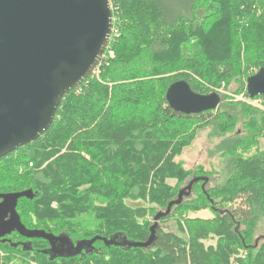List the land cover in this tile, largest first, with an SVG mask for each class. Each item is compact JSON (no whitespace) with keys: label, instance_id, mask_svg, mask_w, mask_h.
<instances>
[{"label":"trees","instance_id":"16d2710c","mask_svg":"<svg viewBox=\"0 0 264 264\" xmlns=\"http://www.w3.org/2000/svg\"><path fill=\"white\" fill-rule=\"evenodd\" d=\"M110 2L113 35L95 72L42 137L0 159V195L33 192L18 201L21 225L85 252L14 231L0 264H264V97L247 89L264 69V0ZM181 80L217 94L218 109L176 112L168 93ZM211 125L230 167L213 187L212 173L177 161ZM207 210L212 219L189 217Z\"/></svg>","mask_w":264,"mask_h":264},{"label":"water","instance_id":"95a60500","mask_svg":"<svg viewBox=\"0 0 264 264\" xmlns=\"http://www.w3.org/2000/svg\"><path fill=\"white\" fill-rule=\"evenodd\" d=\"M113 25L110 0H0V159L49 130L63 97L99 66ZM247 89L250 97H264V69L248 78ZM168 98L187 116L220 104L217 94H196L184 80L170 87ZM32 193L0 195V239L17 231L61 240L21 225L18 201Z\"/></svg>","mask_w":264,"mask_h":264},{"label":"rangeland","instance_id":"374dc122","mask_svg":"<svg viewBox=\"0 0 264 264\" xmlns=\"http://www.w3.org/2000/svg\"><path fill=\"white\" fill-rule=\"evenodd\" d=\"M113 10V8H112ZM231 95V94H228ZM237 101L245 100L243 96L236 97ZM261 109L262 107H257ZM215 113V112H214ZM242 126H238V130L241 131ZM245 134V133H244ZM223 139L217 135V130L215 126L211 125L209 127L200 130L197 138L192 142V144L185 148L181 157L177 158V161H182L185 164L187 170H192L197 167H203L205 171L213 174L211 180L209 181V187L215 186L217 183L221 184L226 179L227 173L230 171L228 163L224 160V155L218 152L217 148ZM262 147H264V140L262 141ZM226 174V175H225ZM169 185L174 186L176 181L169 180ZM187 185V183L185 184ZM188 195H184L183 198H187ZM128 204L132 207H139L145 203L139 200L128 201ZM191 218H201V219H212L214 213L210 210L202 211L197 214H190ZM165 229L169 231H175V225L173 222L165 224ZM262 227V224H260ZM260 237L264 236V226L262 230L258 232ZM207 245H214L215 240L206 242Z\"/></svg>","mask_w":264,"mask_h":264},{"label":"flooded vegetation","instance_id":"af4514ba","mask_svg":"<svg viewBox=\"0 0 264 264\" xmlns=\"http://www.w3.org/2000/svg\"><path fill=\"white\" fill-rule=\"evenodd\" d=\"M5 237H2L1 239ZM54 243L57 244V246H55V250L58 252H64V253H69V254H78V253L85 252V250L83 249L81 250L80 248L76 246L74 247V245L70 244L68 241L65 242V240H56Z\"/></svg>","mask_w":264,"mask_h":264},{"label":"built area","instance_id":"2783aa9c","mask_svg":"<svg viewBox=\"0 0 264 264\" xmlns=\"http://www.w3.org/2000/svg\"><path fill=\"white\" fill-rule=\"evenodd\" d=\"M252 105L255 107H262L263 106V102L261 100H255L252 102Z\"/></svg>","mask_w":264,"mask_h":264}]
</instances>
